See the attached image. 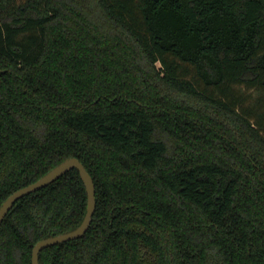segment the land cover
<instances>
[{
  "label": "trees",
  "instance_id": "16d2710c",
  "mask_svg": "<svg viewBox=\"0 0 264 264\" xmlns=\"http://www.w3.org/2000/svg\"><path fill=\"white\" fill-rule=\"evenodd\" d=\"M242 87L264 90V0H0V206L77 156L93 218L41 264H264V103ZM87 204L77 168L19 198L0 264Z\"/></svg>",
  "mask_w": 264,
  "mask_h": 264
},
{
  "label": "water",
  "instance_id": "95a60500",
  "mask_svg": "<svg viewBox=\"0 0 264 264\" xmlns=\"http://www.w3.org/2000/svg\"><path fill=\"white\" fill-rule=\"evenodd\" d=\"M72 168H77L79 170V173L84 181L87 190L88 204L84 218L78 226L71 230L39 239L33 246L32 264H41L39 260V253L44 247L79 237L86 232L92 221L93 214L96 208V188L93 176L79 157L70 156L59 162L37 180L16 189L3 201L0 206L1 224L7 212L12 208V206L19 198L48 185Z\"/></svg>",
  "mask_w": 264,
  "mask_h": 264
},
{
  "label": "rangeland",
  "instance_id": "374dc122",
  "mask_svg": "<svg viewBox=\"0 0 264 264\" xmlns=\"http://www.w3.org/2000/svg\"><path fill=\"white\" fill-rule=\"evenodd\" d=\"M158 64L160 65V62ZM240 92L242 93V98L245 99L244 106L259 105L260 101L264 103V90L242 87ZM261 111L264 112V106L261 107Z\"/></svg>",
  "mask_w": 264,
  "mask_h": 264
}]
</instances>
